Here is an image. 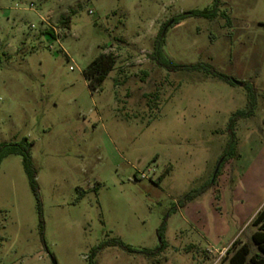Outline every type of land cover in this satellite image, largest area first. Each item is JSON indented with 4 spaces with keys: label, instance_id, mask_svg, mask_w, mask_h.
I'll return each instance as SVG.
<instances>
[{
    "label": "rangeland",
    "instance_id": "rangeland-1",
    "mask_svg": "<svg viewBox=\"0 0 264 264\" xmlns=\"http://www.w3.org/2000/svg\"><path fill=\"white\" fill-rule=\"evenodd\" d=\"M216 1L0 0V143H30L39 194L22 155L1 160L0 264H223L236 239L256 251L264 0L174 24ZM163 26L167 61L230 81L158 65ZM102 52L117 63L91 91L83 70ZM250 87L257 106L224 160Z\"/></svg>",
    "mask_w": 264,
    "mask_h": 264
},
{
    "label": "trees",
    "instance_id": "trees-1",
    "mask_svg": "<svg viewBox=\"0 0 264 264\" xmlns=\"http://www.w3.org/2000/svg\"><path fill=\"white\" fill-rule=\"evenodd\" d=\"M219 0H217L214 4V8L205 9V10H193L189 12H185L180 15V17H176L174 19V24L186 18L187 16H196V17H206L209 19H214L217 15V6ZM167 26V24L165 25ZM160 30L158 36L156 37L153 44V53L152 58L154 61L158 63V65L166 68H185L190 70H204L210 74H213L217 77L224 78L228 81L230 79L218 72L212 65L208 63H198L191 65H181V64H172V62L167 61L164 56L163 46L166 42L165 34L163 33L164 27ZM117 63V56L112 52H102L95 59H93L83 70V75L88 83V87L91 91L98 90L104 80L108 77L110 72L115 68ZM245 85V83H244ZM251 89V100L249 103V107L247 110H240L236 114L233 115L230 122V142L228 153L225 155V159L230 157L238 156L237 146L238 140L235 131V123L238 119L243 117H249L254 114L255 108L257 106L255 100L256 90L253 87ZM31 145L25 139L18 143H0V162L6 156L11 154H20L22 155V162L24 169L29 178L30 185L34 191V193L38 196V184H37V170L33 165L31 158ZM216 178V177H215ZM41 216V225L43 230V217L42 211L40 209ZM252 225L256 226L257 229L252 234V242L256 247V251H253V248L250 243L243 242L241 243L238 239H236L231 247L228 249V252L225 256L223 264H264V207H262L257 215L252 220ZM114 243L123 245V243L116 239ZM90 264H95L94 261H91Z\"/></svg>",
    "mask_w": 264,
    "mask_h": 264
},
{
    "label": "built area",
    "instance_id": "built-area-1",
    "mask_svg": "<svg viewBox=\"0 0 264 264\" xmlns=\"http://www.w3.org/2000/svg\"><path fill=\"white\" fill-rule=\"evenodd\" d=\"M93 10H91V12H92ZM58 38V37H57ZM142 178H148V174L147 173H145V172H143L142 173Z\"/></svg>",
    "mask_w": 264,
    "mask_h": 264
},
{
    "label": "water",
    "instance_id": "water-1",
    "mask_svg": "<svg viewBox=\"0 0 264 264\" xmlns=\"http://www.w3.org/2000/svg\"><path fill=\"white\" fill-rule=\"evenodd\" d=\"M233 82L236 83V84L242 85V83L237 81V80H233ZM55 264H56V262H55Z\"/></svg>",
    "mask_w": 264,
    "mask_h": 264
}]
</instances>
